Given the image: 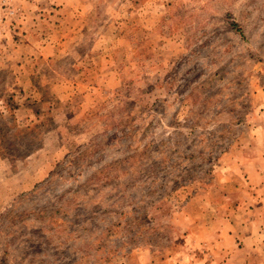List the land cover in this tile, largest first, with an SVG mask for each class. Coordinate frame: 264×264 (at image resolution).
<instances>
[{
  "label": "rangeland",
  "instance_id": "obj_1",
  "mask_svg": "<svg viewBox=\"0 0 264 264\" xmlns=\"http://www.w3.org/2000/svg\"><path fill=\"white\" fill-rule=\"evenodd\" d=\"M66 1L33 11L90 15L77 84L28 87L22 120L0 103V264H208L264 137V0Z\"/></svg>",
  "mask_w": 264,
  "mask_h": 264
},
{
  "label": "crops",
  "instance_id": "obj_2",
  "mask_svg": "<svg viewBox=\"0 0 264 264\" xmlns=\"http://www.w3.org/2000/svg\"><path fill=\"white\" fill-rule=\"evenodd\" d=\"M2 1L14 7L6 9L7 22L11 19L19 26L16 27L17 30L9 29L7 32L0 30V103L7 106L9 97H12L13 93L16 94L13 98L20 104L13 113L16 112V116L20 113L22 120L31 114L22 106L34 104L31 98L29 100L26 98L28 96L25 91L28 87L39 86L41 92H44L46 85L54 90L66 84H77V79L81 75L77 70L78 62L72 59L71 62L70 59L66 61L65 55L70 46L71 49L79 46L80 50L83 41L82 29L76 31V28L90 15L86 13L71 15L54 11L52 14L36 15L37 12L33 11L34 5L42 6L45 2L48 6H57L59 5L57 3L63 0H35L34 4H31V0H0V3ZM69 1H66V5ZM19 7H22L20 10L24 9V12H18ZM91 49H95L93 44L88 46L87 52ZM88 66L91 73L89 78L96 81L103 77L96 72L95 64ZM65 68L68 69L70 77L66 75ZM34 107L35 105L31 110ZM261 141L252 137L251 142H239V145L243 146H238L235 153H241V158L234 157L231 163L239 169H236V172L241 173L239 177L243 181H248L245 192L248 202L238 200L231 206L233 213L241 214L243 211L244 215H233L230 219L232 232L224 242L220 241L218 247L216 245L217 252L209 255L211 260L208 264H264V137ZM247 150H252V154L247 153ZM227 210L225 208L224 211ZM215 211L218 214L223 212L221 208H216ZM200 212L202 214V211ZM186 214L189 221L190 214L187 212ZM201 222L203 223L199 220L198 224ZM206 225L207 228L214 227L211 222ZM140 257L135 264H175L174 260L168 257L164 260L153 257L149 261L146 260L145 254H141Z\"/></svg>",
  "mask_w": 264,
  "mask_h": 264
}]
</instances>
